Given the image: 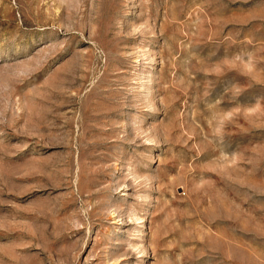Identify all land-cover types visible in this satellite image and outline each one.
Returning a JSON list of instances; mask_svg holds the SVG:
<instances>
[{"label":"rangeland","instance_id":"rangeland-1","mask_svg":"<svg viewBox=\"0 0 264 264\" xmlns=\"http://www.w3.org/2000/svg\"><path fill=\"white\" fill-rule=\"evenodd\" d=\"M0 264H264V0H0Z\"/></svg>","mask_w":264,"mask_h":264}]
</instances>
